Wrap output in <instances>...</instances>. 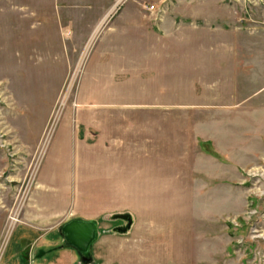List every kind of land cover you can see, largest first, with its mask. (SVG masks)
I'll return each instance as SVG.
<instances>
[{
  "label": "rangeland",
  "instance_id": "374dc122",
  "mask_svg": "<svg viewBox=\"0 0 264 264\" xmlns=\"http://www.w3.org/2000/svg\"><path fill=\"white\" fill-rule=\"evenodd\" d=\"M197 1L0 0V264L92 216L128 260L264 264V0Z\"/></svg>",
  "mask_w": 264,
  "mask_h": 264
},
{
  "label": "crops",
  "instance_id": "0c3cea01",
  "mask_svg": "<svg viewBox=\"0 0 264 264\" xmlns=\"http://www.w3.org/2000/svg\"><path fill=\"white\" fill-rule=\"evenodd\" d=\"M203 1L207 0H198L197 4L191 2L190 4L186 3V5L184 6L175 7L173 10L174 18H172V21H176V19L182 18L188 19L193 23L201 21L203 23L219 22V24H238V17L233 14V6L224 4L225 0H216L213 3L209 2L210 4H206L207 2L204 3ZM188 6H190V8ZM85 219H95L98 222L99 236L91 247V264H160L159 260L150 261L147 258L148 256L142 257L141 261H139V245L135 246L137 247L135 248V253L137 255L136 260H128L125 257H127V255L131 252H129L127 248H123L126 247V244L124 245L123 242H117L118 238L120 239L121 237L115 234H103V229H107V227L102 226L99 219L95 218L94 216L87 217ZM106 231L104 230V232ZM24 238L26 237L21 235L18 242L20 243ZM19 243L17 244L18 246H20ZM145 247L147 246L141 245V249ZM13 252L12 254H14ZM143 252L145 251H142V253ZM118 253L119 256L117 255ZM83 262L84 261L79 257L74 249L62 246L52 255H44L39 259H35V262H33V264H84Z\"/></svg>",
  "mask_w": 264,
  "mask_h": 264
},
{
  "label": "water",
  "instance_id": "95a60500",
  "mask_svg": "<svg viewBox=\"0 0 264 264\" xmlns=\"http://www.w3.org/2000/svg\"><path fill=\"white\" fill-rule=\"evenodd\" d=\"M63 247H72L84 262L92 259L91 247L99 236L98 222L95 219L76 218L59 227Z\"/></svg>",
  "mask_w": 264,
  "mask_h": 264
},
{
  "label": "built area",
  "instance_id": "2783aa9c",
  "mask_svg": "<svg viewBox=\"0 0 264 264\" xmlns=\"http://www.w3.org/2000/svg\"><path fill=\"white\" fill-rule=\"evenodd\" d=\"M144 9H145L146 11L153 12V11H154V5H153V4L144 5ZM11 219L13 220L14 217L12 216ZM16 220H17V219H16Z\"/></svg>",
  "mask_w": 264,
  "mask_h": 264
},
{
  "label": "bare ground",
  "instance_id": "6f19581e",
  "mask_svg": "<svg viewBox=\"0 0 264 264\" xmlns=\"http://www.w3.org/2000/svg\"><path fill=\"white\" fill-rule=\"evenodd\" d=\"M13 221H17L16 218H14ZM62 244H63V243H62Z\"/></svg>",
  "mask_w": 264,
  "mask_h": 264
},
{
  "label": "trees",
  "instance_id": "16d2710c",
  "mask_svg": "<svg viewBox=\"0 0 264 264\" xmlns=\"http://www.w3.org/2000/svg\"><path fill=\"white\" fill-rule=\"evenodd\" d=\"M62 246V245H61Z\"/></svg>",
  "mask_w": 264,
  "mask_h": 264
}]
</instances>
